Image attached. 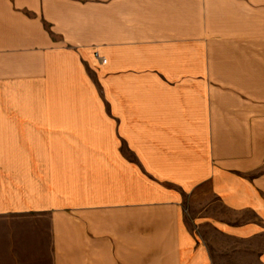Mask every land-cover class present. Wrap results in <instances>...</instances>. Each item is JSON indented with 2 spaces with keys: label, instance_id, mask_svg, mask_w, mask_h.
Here are the masks:
<instances>
[{
  "label": "crops",
  "instance_id": "0c3cea01",
  "mask_svg": "<svg viewBox=\"0 0 264 264\" xmlns=\"http://www.w3.org/2000/svg\"><path fill=\"white\" fill-rule=\"evenodd\" d=\"M0 264H264V0H0Z\"/></svg>",
  "mask_w": 264,
  "mask_h": 264
},
{
  "label": "built area",
  "instance_id": "2783aa9c",
  "mask_svg": "<svg viewBox=\"0 0 264 264\" xmlns=\"http://www.w3.org/2000/svg\"><path fill=\"white\" fill-rule=\"evenodd\" d=\"M96 58L100 60L101 64H105L107 62L104 58L99 57L97 54H96Z\"/></svg>",
  "mask_w": 264,
  "mask_h": 264
}]
</instances>
